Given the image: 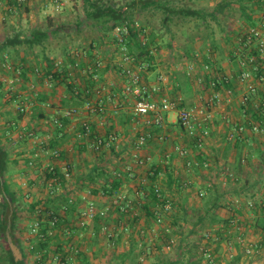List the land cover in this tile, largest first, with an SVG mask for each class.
<instances>
[{
  "label": "crops",
  "instance_id": "crops-1",
  "mask_svg": "<svg viewBox=\"0 0 264 264\" xmlns=\"http://www.w3.org/2000/svg\"><path fill=\"white\" fill-rule=\"evenodd\" d=\"M26 4L27 2L19 8H12L4 11L0 10V20L6 21L13 14L19 12L23 7H26ZM246 27L247 26L240 27V29L243 30ZM224 46H226L225 51L227 52L226 58L228 59V61L222 64L223 70L220 64V60L217 59L218 56L216 57V50H212L211 48L206 47V50L208 49L209 52H212L207 53L206 50L201 51L199 49H196V47L192 45L194 56L188 57L185 54V51H182L185 57H181V59L177 62L178 64H175L174 62L175 65L173 64L172 66V68L176 67V69H178L180 68L179 65H183L180 68L182 79L177 74L178 72L175 73L176 71H173L172 74H176V76H179V78L176 79L174 77L171 80L169 79V85L167 83V76L159 68L161 65H163V62L159 64L160 61L155 62L154 60L152 64V70H150L153 72H146V70L143 72V77L144 80L150 85H158L160 87V91L156 93V97H178L181 99L182 105L186 107L201 105L206 101V98L210 94L214 93L215 91H221V103L217 105L215 109H213L214 118L211 121L210 134L205 139L204 151L202 154L193 153V156L195 158H198L199 160L201 159V157L203 160H208L210 163L209 169L195 167L198 168L201 173L200 185L193 186L192 184V189L180 186L182 189L184 188L190 190L181 191L178 194L180 195V199L178 200H180V206L181 208H183L184 212L188 213L192 209L198 211V209H203L204 207L203 197L206 196V201L215 197V195L211 196L210 194L215 190L218 183L222 184V182H224L227 184H237L238 181H241L243 179L244 183L239 184L240 186L238 185V188L233 187L235 189V192L234 194H232V196L230 195L229 197H227V200L223 198L225 192L218 193L220 196V203H222L224 207L219 208L217 212L222 217L228 219L227 223H224L223 221H217L214 223L206 221L205 224H200V228H197L199 224L195 223L194 225L190 226L188 233H190V235H195V237L197 236L196 244H198L199 246H201V244H206V247L212 249L216 264H264V231H262L261 228L255 226L257 218L261 215V208H264V199L263 197H258L255 191H253L250 195L256 200L247 199V194L243 193V190H245V188L248 186L247 180H249V172L257 169L259 165H264V155H260L257 152V149L260 147V145L264 150V126L263 130L258 132L248 127L247 122L249 120L258 121L260 119V121L264 124V111L259 114L254 113L252 110H249V115H253L254 113V115L258 116V118H255L254 116L250 117L248 114H243L239 98L240 94L245 88V84L240 83L236 79V74L239 67L238 55L236 53L237 49L234 51L235 56H232L234 46L231 45L229 47L228 44ZM2 53L3 52H0V60L2 59ZM85 60L84 62H82V64L87 62ZM206 60H208L212 64L213 71H206L200 67V62ZM19 62L21 64H18V66H22V63H24L22 60H19ZM193 63L198 67L199 71L196 74L197 77H195V79L191 76L193 71L188 70L189 64ZM110 66L111 67L109 69L106 67V69L104 70L101 81L104 84L106 83V87H104V89L107 91H105L102 97H99L97 98V100H95V103H97L100 107L103 106L99 109L100 112L90 113L88 111H82L78 116H75L73 118L67 117L69 118V120L66 122L64 130H61L60 133H58V137H56V131L58 127H56L52 121L53 117L56 115L55 107L60 106L59 108L61 109H64V107H66L64 106V104H62L64 102L63 97L67 96L65 94L67 93V88L64 82L57 81V85L53 84L57 89L51 87L44 91H36L38 93L37 96H35L32 92L31 94L25 93L23 95H19L20 100L22 99V101H24L26 105L27 101H30L32 103L33 101H36L35 105L33 103L32 110H27L26 113H22L20 111L18 112L16 110V107H14L13 102L17 100L16 94L14 97L16 100H12V94H8L3 90V88H8V86H4V84L6 83L4 81H0V123L2 121L1 119H3V125L0 124V139L4 148L9 152L10 161L14 164L17 170L9 175V182L12 188L17 191V193L21 192L18 193V196H21L24 201H30L29 203L39 201L40 204L38 205H41L39 207H41L42 209L45 206L44 204L48 203L46 201L49 200L50 197H48V195L46 194L47 185L43 180V165L50 161L56 163L57 169H59L61 174L64 170L65 163L67 162L69 164L72 171V178L70 182L73 183V187L70 191L79 192L89 190L83 189L81 187V189L77 188L75 184L76 175L74 173L76 164L86 167L87 170L95 165L104 166L112 172V175H116V171H121L127 163H131L132 166L136 167V176L133 180L123 178L127 181H125L121 187V191H126L129 195H134L135 190L138 187L144 188L146 186H149V184L152 183L153 177L155 178L153 185H160L162 191H164L162 183L160 182L161 179L169 180V174H171L173 177V183L177 185L178 183L183 181L180 180V178L184 177V175L182 174H186V176H188V172L193 170L191 169L189 171L188 169H186L184 165V159L177 154L175 147L180 144L185 145L189 148H194V137L190 136L182 127H180V125L176 122V117L173 112L163 113L165 125L162 128H159L155 125H151L149 127L144 122L145 117L140 116L138 117L137 121H134L132 107L135 99L123 92L125 79L122 77V75H120L121 67L118 66V70H114L112 68L113 66ZM22 68V70H24L25 67ZM65 68L68 69L71 79L74 77L78 78L83 73H81V69L76 70L70 66H67ZM214 68L220 69L219 73L220 75H222V77H225L226 79L230 77L234 80V92L231 91L232 98H227L229 90L225 87H221L219 90H217L208 85V83L211 82V74L215 75ZM9 73L11 72L9 71ZM40 77L41 76H30V74L28 73L27 79H24L21 75L23 81L37 82V84L42 85L45 89V77ZM193 83L198 88L192 91ZM57 91L61 93L62 96H59L58 94V98H54V95H57ZM169 92H171V94ZM6 96H10L9 99ZM40 96L45 97L44 102H42ZM52 97L53 100L51 99ZM188 98L192 100L191 103L186 102L188 101ZM48 101L55 102L58 106H54V103L47 106L46 102ZM10 104L12 105V107H8L10 106ZM129 104H131V106ZM84 121L90 122L92 127L94 128V131H96V133L100 134L101 136L105 137L110 132L118 134L119 141L114 145V148L116 145H121L124 148L128 149L125 153L124 149L121 151V153L123 152V154L120 153L122 159L119 158L118 162L114 160H112L111 162H107L101 161V159H97L91 156L92 159L90 160V154L88 155V158L85 157L81 159V153L85 151H88L89 153H95L97 154V156L100 154L99 152L92 151L86 145H84L85 149L83 148L80 150V146L78 143L80 142V140L76 138V133L81 129L82 123ZM239 124L245 125V132L239 133L238 135L240 136L236 140L228 139V132ZM143 131H150L151 138L150 141L146 145H144L138 152L140 156L146 159V164L137 165L133 158L129 157V154H131L130 151L135 144L136 138ZM67 135L68 137L74 139V141L65 140ZM61 138L62 143L57 147L61 149L60 158H52L49 155H46L44 149L48 148L52 141L60 140ZM238 143L241 146V153H238V150L236 148V145H238ZM69 155H72L71 159L69 158ZM74 156H77V158L75 159ZM30 161H33L34 165H30ZM119 165L122 166L120 170L117 169ZM180 165L182 166L180 167ZM224 169H227L232 173V175L225 174L223 172ZM87 170H85V172H87ZM122 173L124 175L126 174L123 171ZM91 187L94 186L90 185V188ZM200 187L206 190L205 196L199 197L197 194L198 191H195V188ZM164 193L165 196L167 195L168 197H171V193L168 194L166 191H164ZM28 195H30L31 197H27ZM89 195L90 198L96 201L98 207H102L106 202H109V199L100 196L99 194L93 195L90 192ZM1 197H4L3 194L0 195V198ZM61 197L62 196L58 195L57 198L51 199L54 203H59V200L62 199ZM171 198L173 199V208L171 209V212L169 214H166V221L168 224L166 225L170 228L169 233H173V237L176 238L177 246L181 241L180 234L182 233V231L180 229V224L183 223L180 221L178 223L177 221L178 219L176 218L177 210L175 201L173 197ZM199 199H201L202 203ZM197 200L199 204L193 205V202ZM78 201L79 203H77ZM250 202H252L253 205H250ZM76 203L77 206L75 210L83 206V203L80 202V199H77ZM63 204L58 205H61L62 207ZM141 207L142 205L140 204V206L138 207V220H131V222H133L134 224V229L131 232H126L123 229H120V232L122 233L121 236L120 234L118 235L119 239L115 241V247L108 248L104 239L98 235L100 240L99 245L101 247L103 246V249H105L106 252L111 253L113 251L116 252L115 254L117 255L128 251L131 246L136 247L137 245V249H135L136 252L138 251V244L139 242H142V240L146 243L147 247L148 244H152L148 243L150 242V240L147 234H139L140 228L148 229L149 231H147L151 232L153 225L151 222V217L148 216L147 212L145 211V214L140 212L141 210H145ZM151 208L153 210L154 206L150 207V209ZM246 209H250L253 211V224H247L246 219L249 217L245 215L246 213H244ZM115 216L116 217L112 218L113 221H118L120 218H123L122 215L118 217V215L115 214ZM231 220H234L235 222L231 223ZM72 221L76 230L81 229L85 231L86 234V237L84 239L83 237H80L75 233L76 235H74L72 243H66L67 245L65 250H68V255H70L68 257L69 262L74 261V264H79V262H76V257L78 260L82 259L80 256H78L80 252H82L88 258L89 253L92 254V252L96 251L97 249V247L93 250H90L88 248L89 242H92V240H94L95 221L90 223L85 228L77 227L75 225L74 218ZM160 229H162L160 230L159 237L161 239V236L164 237L167 234L166 232L164 234L163 227H160ZM205 230L206 232L210 231L213 235L209 238H205ZM217 231L221 232V234L217 233ZM28 235L29 233H27L26 237L22 239L26 252L29 251L28 243H30V238H27ZM188 236L189 235H187V237ZM159 238L155 237L154 242H156V240L158 242ZM122 244H124V247L121 249L120 245ZM251 245H253L256 249L258 248L260 251L255 254H247L245 252L246 248L250 247ZM157 246L159 247V245ZM118 247L120 249L117 251L116 249ZM198 249L199 248H197V254L199 256L198 260L201 261L202 264H211L209 263L207 258L205 260ZM153 251L154 250H152V252ZM148 256L151 255L149 254ZM29 258L35 259V255L29 256ZM29 258L27 259V264H30L28 262ZM148 261H150V257L143 262L139 260V263L143 264ZM80 263L82 264V262ZM31 264H35L34 261L31 262ZM40 264H54V258L51 253L49 259L45 263Z\"/></svg>",
  "mask_w": 264,
  "mask_h": 264
},
{
  "label": "built area",
  "instance_id": "built-area-1",
  "mask_svg": "<svg viewBox=\"0 0 264 264\" xmlns=\"http://www.w3.org/2000/svg\"><path fill=\"white\" fill-rule=\"evenodd\" d=\"M55 3H59V0H53ZM27 0H0V10H9L12 8H19L23 6ZM264 16V15H263ZM259 26H247L244 28L241 35L238 37V42L241 44L240 48L246 49L248 51H253L255 49L258 51L257 55H246L242 54L240 50H236L238 55V63L241 68L239 72L236 74V79L245 84V88L243 92L240 94V105L242 107V112L244 115H249V110H252L254 113H262L264 111V17L258 24ZM147 31L148 29H142L139 21H135L134 25L130 23L128 20H124L122 23L115 26L112 30L111 41L107 44L109 50L111 52L110 61L113 65H117L121 67L120 75L125 79L123 85V92L126 95L132 96L135 100L132 107L133 112V120L137 121L138 117H145L144 122L149 127L151 125H155L159 128L164 127V112H173L176 117V122L190 135L194 137V148H189L185 145H177L175 150L177 154L184 159V165L186 169L191 170L195 167H201L202 169H209L210 163L208 160L200 161L198 158H195L193 153L202 154L204 151V144L206 137L210 134V126L211 121L214 118L213 109L217 105L221 103V91H215L210 94L204 103L201 105H195L192 107H186L182 105L180 98H171L169 96L156 97V93L160 91V87L158 85H150L144 80L143 72L147 70L148 64L146 62H137V57L130 53L128 45L126 43L127 39L130 37L131 32H136L140 43L142 46L147 44ZM113 49H115L113 54ZM94 54L97 60V67H102L106 63H104L102 59V55L100 54V50L98 48L95 49ZM87 54L85 48H76L71 49L69 58L74 59V62H71L67 58H58L55 61V67L59 69H63V67L70 66L74 69H82V62L86 59ZM143 61V60H142ZM109 62V61H107ZM200 67L206 71H213L212 64L209 61L200 62ZM195 65L189 64L188 70L194 71ZM10 69L15 76V79H21V67L18 64H14L13 61L8 59V56L5 55L0 60V71L1 70ZM84 69V68H83ZM64 70V69H63ZM9 71V70H8ZM34 72L41 76L42 72L40 68L35 67ZM62 72V70L60 71ZM84 72V71H83ZM213 76H216L221 80L222 75L218 71H216L215 75L210 76V86L212 88L216 87V82L213 80ZM45 81V86L48 88L53 87L52 76H43ZM97 78V74H95ZM161 78V77H160ZM230 78V77H229ZM227 78V80H229ZM231 79V78H230ZM1 80V77H0ZM33 86V84H32ZM105 85L100 84L94 88L95 95H99L104 89ZM37 96L38 93L36 92ZM227 98H232L231 91L228 92ZM24 102V101H23ZM30 101H27V105ZM31 104V103H30ZM46 104L49 106L51 103L48 101ZM95 103L92 99L88 100L84 105L80 107L71 106L64 107L61 109L59 107H55L56 115L53 117V124L61 130H64L65 124L61 121L60 117L65 116L69 118H73L78 116L84 109L88 112L98 111L100 106H95ZM94 107H93V106ZM63 108V107H62ZM101 108V107H100ZM28 110V107L25 109L24 104H20L19 111L25 112ZM250 117L252 115H249ZM248 127H250L254 131H262L264 124L257 120H249ZM246 127L244 124H239L234 127L232 130L228 132L227 138L230 140H236L240 135L239 133H244ZM76 138L78 140H83L86 142V146L95 152H103L104 150H111L112 146H114L119 141V135L110 132L107 136H101L97 134L96 131L93 130V127L90 122L84 121L82 123L81 129L76 133ZM151 138L150 131H143L135 140V144L130 151L129 157H132L137 165H145L146 159L139 155V150L146 145ZM44 152L46 155H49L52 158L59 159L61 156V149L59 148H45ZM37 155V154H36ZM30 165H34L33 161H30ZM44 173L43 180L47 185L46 194L50 198H55L58 195H64L67 199V204L62 205V211H71L73 212L75 217V225L79 228H85L90 223L94 222L97 217L100 218V229L99 236L104 239L108 248L115 247L116 239L119 235L120 229H123L126 232H131L134 228L131 227V220L134 217L139 215L138 207L145 200L147 190L143 187H138L135 190L134 195H129L126 191H121L114 198L110 199L109 202H106L104 206L98 207L96 201L90 198V191H70L73 187V183L70 182L72 178V171L70 169L69 164L66 162L64 165L63 181L60 178V175H57L56 169L57 165L55 162H47L43 165ZM123 172L126 174L124 175ZM223 172L225 174L232 175L227 169H224ZM116 176L121 178H127L133 180L136 176V167L132 166L131 163H127L121 171L115 172ZM191 180L183 181L184 188H192ZM210 186V183H209ZM154 189L157 192V196L162 199L165 198L164 203L157 202L154 206L153 211L155 213L156 222L153 224L151 232H148V229L140 228L139 232L141 235L147 234L149 237L151 245L142 240L138 244V259L143 262L148 258L149 252L151 249L158 251V244L161 243L163 238H159L160 229L159 227H163L164 234L168 235L169 227L166 225V214L171 212L173 208L172 202L173 199L171 197L163 196L161 193L162 189L160 185L154 184ZM197 194L199 197L205 195L204 188H197ZM28 195L27 197H29ZM31 197V196H30ZM77 199H80V202L83 203L79 209L75 210L73 205L76 203ZM163 200V199H162ZM253 205L252 202L249 203ZM77 206V205H76ZM42 210L41 207L38 208L37 213L39 214ZM124 213V214H123ZM115 214L120 217L118 221H113L112 218L116 217ZM44 217L37 218V216L32 220L30 224L29 235L27 238L35 237L36 235L43 237L44 233L40 232L42 222L44 221ZM56 219L51 220L50 224L54 225L56 223ZM234 220H231V223H234ZM66 233H70V228L65 227ZM148 230V231H147ZM67 234V235H68ZM213 234L206 230L204 231V237L209 238ZM155 237L159 238L158 242L155 241ZM166 241L165 246H163L162 250L169 252L176 246V238L173 236L164 237ZM72 242H69L71 244ZM199 246L200 254L211 264H216L214 254L211 248L206 247V244H201ZM29 248L32 247L31 243H28ZM66 248V247H65ZM137 249V248H136ZM68 252V250H65ZM260 250L255 248L253 245L246 248L247 254H255ZM60 254L53 255L56 264H74V261H70L68 257L70 255L67 254L66 260H62L58 262ZM73 258V257H72ZM72 260V259H71Z\"/></svg>",
  "mask_w": 264,
  "mask_h": 264
},
{
  "label": "trees",
  "instance_id": "trees-1",
  "mask_svg": "<svg viewBox=\"0 0 264 264\" xmlns=\"http://www.w3.org/2000/svg\"><path fill=\"white\" fill-rule=\"evenodd\" d=\"M172 0H82V8H83V14L84 17L80 18L76 21V27L80 28L82 24L87 23L91 26V28L95 30H101L102 34H100V40L106 39V37L110 38L112 36V30L117 26L118 24L122 23L124 20H128L132 25H134L135 21H139L140 19L136 18L137 14H143L145 10H149V8L153 9H160L164 13L163 17V24L166 26L167 31L170 33V40L164 44L170 47L172 45V42L175 37V31L170 27V22H174L178 20L182 21L181 23L185 22V19H188L190 17H197L200 19H205L206 16H210V18L217 23H221V19L219 17V14L225 13V8L230 7L233 5L234 2H239L240 9L243 11V19L247 23V26H256L262 18L264 17V0H253L255 1V5L257 9H253L249 4L244 2V0H217L215 7L210 11H203L201 9H197L191 6H179L176 7L172 4ZM21 7V6H20ZM225 18H227L225 16ZM177 19V20H175ZM141 28L145 29L147 27V44L142 46L140 43V40L138 38V35L136 32H131L130 37L127 39L126 43L128 45L130 53L134 54L138 59L137 62H146L148 64V68H152L153 60H154V52L159 51V49L162 47V45L159 42V33L154 27H151L149 22H141L139 21ZM53 23H50L48 27L46 28H40L36 27L34 28L29 34H27L24 37H21L20 33H16L14 36L9 37L7 36L3 41L0 42V52H3L1 55V58H3L4 54H7L8 56H11L12 54H19L21 50L28 51V49L34 50L37 46L42 47L43 52V60L44 65L36 66L40 68L41 72L44 76L51 75L52 83L55 85L57 81L64 82L67 93L66 97H63V103L66 107L71 106H82L84 105L88 100L93 99L95 97L94 88L100 85L102 81V75L106 67L109 69L112 65L114 70H118L117 65H113V63L108 60L104 66L97 67L96 63V56L94 54L95 49L97 48L99 40L92 38L89 45L85 48L87 57L86 63L82 64L81 66L84 69H81L84 71L82 75H80L78 78L74 77L71 79L69 76V71L65 67H63L62 72L59 71L55 67V61L58 59V57H50L46 53V41L54 34L58 33L59 27L50 28ZM209 27H212L209 23H207ZM222 30L225 33V42L229 43L232 42V38H238L242 31L239 26L231 29V31H225L222 27ZM199 36L198 32H189L188 33V40L187 44L183 48V51H185V54L188 57L194 56L192 51V44L191 42L194 41L195 37ZM210 40V45L208 48H211L212 50L217 47L218 44L214 42L215 33L214 31L210 32L208 36ZM163 39V37L161 36ZM99 41V42H98ZM109 41V42H110ZM235 43L232 44L234 46L232 56L234 55V51L240 50L242 54L246 55H257L258 51L253 49V51H248L246 49L240 48V43L238 40H234ZM98 43V44H97ZM71 48L68 46H65L63 53L61 54V58H67L74 62L75 60L72 58H69ZM115 49H113L114 54ZM237 56V55H236ZM24 63H27L26 59L22 57L21 59ZM143 60V61H142ZM38 61V60H37ZM42 61H38L39 63ZM208 61V60H206ZM84 62V61H83ZM22 63V64H24ZM24 66V65H23ZM86 66V67H84ZM22 68V66L20 65ZM31 69L34 71L35 67L32 66H26L24 70H21V75L24 79H27L28 72ZM120 70V68H119ZM241 70L240 66L238 67L239 72ZM121 71V70H120ZM217 69L214 68V72L216 73ZM95 74H97V78L95 77ZM41 78V77H40ZM76 78V79H75ZM229 78V77H228ZM75 79V80H74ZM213 80L216 82L215 89L219 90L221 87H225L229 91L234 92L233 89V79L227 80L226 78L218 79L216 76L213 77ZM210 86V83H208ZM1 87V83H0ZM40 99L42 102H44L45 97L40 96ZM255 118H258V116L253 115ZM63 124H66V122L69 120L67 117H60ZM181 127V126H180ZM62 129V128H61ZM61 129L57 128L56 131V137H58V133H60ZM94 130V128H93ZM64 134V133H63ZM62 143V138L60 140L52 141L48 148H57ZM79 146L80 150L85 149L84 145H86V142L84 139L80 140ZM112 150H114V146L111 147ZM236 148L238 150V153H241V146L236 145ZM257 152L262 155L263 149L260 145V147L257 149ZM63 153V152H62ZM240 155V154H239ZM240 157V156H239ZM200 158V157H199ZM202 157L200 161H202ZM9 152L4 148L2 145V141L0 139V195L3 194L2 200H0V206L2 207L0 209V264H27V259L29 256L35 255V261L37 264L45 263L51 255L53 256L54 253L60 254V258L58 262L64 261L67 258L68 252L65 251V247L68 244V242H72L74 235H75V226L73 225V212L70 210L63 212L61 205L58 204H67V199L62 196L59 200V203H54L51 198L47 200V204H44V208L40 211V213H37V210L39 208L38 205L40 204L39 201L31 202L29 203L28 211L33 213V216L30 217V219H34L36 216L37 218L44 217V221L42 222L40 232L44 233L43 237H40L36 235L35 237L30 238V243L32 245L31 248H29V251H25V246L23 245V238L26 237V234L29 232V228H26L25 225H20L19 216L20 211L22 210L19 202L21 201L20 197L18 196L17 191H15L9 180L6 179V174L9 173ZM57 175H60L61 180L63 181V174L59 171V169H56ZM78 180L80 181V185L83 189H88L93 195L99 194L100 196L106 197L107 199H112L121 192V187L124 184L126 179H123L121 177H118L116 175H112V172L108 170L104 166L95 165L87 170L85 174L79 175ZM155 181V178L153 177L152 183L149 184V186L144 187L147 190L146 198L141 203L143 209L147 212L148 216L151 217V222L154 224L156 222L155 213L150 209V207L155 206L157 202H160L161 204L164 203L165 198L162 197L159 198L157 196V192L155 191V187L153 185V182ZM169 183H173V177L171 174H169ZM90 185H93L94 187L90 188ZM179 186H182V183L178 184ZM163 196H165L164 191H161ZM206 193V192H205ZM205 196V195H204ZM206 197V196H205ZM203 197V198H205ZM57 198V197H55ZM152 205V206H151ZM61 207V209H60ZM224 205L220 203V196L219 194H215L214 198H211L204 203L203 209H198L195 212H197V221L199 224L203 225L205 224V220L207 218L210 219V223H214L217 221H223L224 223H227L226 218L220 217L217 210L219 208H223ZM73 208H76V205H73ZM213 208V209H212ZM3 209V210H2ZM6 212V213H5ZM185 215L187 212H184ZM261 215L257 218V221L255 223V226L259 227L264 231V208H261ZM124 214V213H123ZM35 216V217H34ZM139 216L134 217L133 220H138ZM185 217H182L184 219ZM56 219V223L54 225H51V220ZM178 221V220H177ZM131 227H133V222L130 223ZM9 226V227H8ZM153 226V225H152ZM65 227L70 228V233H66L65 230H63ZM161 227V226H160ZM159 227V229H160ZM99 229H100V218L97 217L95 219V227H94V240L89 245V249L93 250L96 248V245L99 240ZM138 229V228H137ZM140 230V229H139ZM162 230V229H160ZM10 233L12 237V241L18 245L20 248V251L22 253V257L19 259H15V256L11 250V247L9 245V242L7 240V233ZM120 232L119 234H121ZM217 233H220L217 231ZM68 234V235H67ZM139 234H141L139 232ZM3 235V237H2ZM5 235V236H4ZM219 235V234H218ZM173 236V233H169L168 235H165L164 237ZM160 237V236H159ZM164 237L161 236L162 241L159 245L158 252L161 254L164 253V250H162L163 246H165V240ZM119 239V236L117 237ZM116 239V240H117ZM29 243V244H30ZM67 243V244H66ZM199 245H197V248ZM137 248L134 246H131L128 251H125L123 253H120L118 255H115L111 259H108L105 263H99V264H140L138 259V254L135 252V249ZM83 259V264H92L88 260V258L80 252L78 254ZM150 256H148L149 258ZM199 259L198 255H191L188 260H172L169 257H157L153 261L145 262L144 264H196ZM56 264V263H55Z\"/></svg>",
  "mask_w": 264,
  "mask_h": 264
},
{
  "label": "rangeland",
  "instance_id": "rangeland-1",
  "mask_svg": "<svg viewBox=\"0 0 264 264\" xmlns=\"http://www.w3.org/2000/svg\"><path fill=\"white\" fill-rule=\"evenodd\" d=\"M121 1H123V0H121ZM216 1L217 0H172L171 2L176 7L188 5V6L197 8V9H201V10L206 12V10L210 11L215 7ZM244 2H246L251 7H253V9H255V10L257 9V7L255 5V1L244 0ZM26 5H27L26 7H23L19 12H16L15 14H13L6 21L0 20V42L3 41L7 36L12 37L16 33H20L21 37H24L27 34H29L36 27L46 28L49 26L50 23H53L50 28L52 29V28H55L58 26L59 30H58L57 34L52 35L45 43L46 44L45 45L46 46V53L50 57H58L59 56L58 58H61L60 56L63 53L65 46H68L71 49L87 47L89 45V43L91 42V39L95 38V39L101 41V42L98 41L99 44L97 43L98 44L97 48L100 50V54L102 55V59H103L104 63H107V61L110 60L111 52H109V50H106L108 48L107 44L110 41L109 37H106V39L104 38V40H100V38H101L100 34H102L101 30H95V29L91 28V26L88 25L87 23L82 24L80 28L76 27V21L78 19L84 17L83 8H82V0H59V3H55L53 0H30V1H27ZM225 16L227 18H225ZM243 16H244L243 11L240 9L239 2L237 1V2H234L232 6L225 8V13L219 14V17L221 19L220 24L217 22H214L210 18L209 15L206 16L205 19H200L197 17H190L188 19H185L184 20L185 22H183V23H181L182 21H179L180 23H178V20L175 19V20H177V23H176V21H175V23L170 22V27L175 31V37H174V40H173L172 45L170 47H168L167 45H164L170 40L171 36H170V33L167 31L166 26L163 24L164 13L160 9L149 8V10H145L143 14H137L136 18L140 19L139 20L140 22H141V20L143 22H146V21L149 22L151 27H154L157 30V32L159 33L158 39H159V42L162 45V47L159 49V51H156L154 53L155 54L154 55V61L155 62L160 61L159 64H161V62H163L164 66L161 65L159 68L167 76V78H168L167 83L169 84V79L171 80L174 77L177 79L180 76V78L182 79V76H181L182 74L180 72L181 71L180 68L183 65L182 64L179 65L180 68H178V69H176V67L172 68V66H173L174 62L176 64L181 59V57H185V55H183L182 51H183V48L185 47V45L187 44V41H189L188 40V33L189 32H198L199 36H196L194 41L191 42L190 44L195 46L196 49L203 51V50H206V47L211 46L210 45L211 42L208 39L209 38L208 36H209L210 32L214 31V33H215L214 42L216 44H218L217 47L215 48L216 54H217L216 57L218 56L217 59L220 60V64L222 67L223 66L222 64L226 63L228 61V59L226 58L227 52L225 51L226 46H224V45L228 44L230 47L233 43H235L234 40L238 39V38H232V42L226 43L225 42V33L222 30V27L224 28L225 31L226 30L231 31V29H233L237 26H239V27L247 26L246 25L247 23L243 19ZM207 23H209L212 27H209ZM257 26H259V25H257ZM148 28L149 27H147V29ZM161 36L163 37V39L161 38ZM206 51H207V53L211 52V51L209 52L208 49ZM5 55H7V54H4L3 57ZM21 57L25 58L27 61V63L23 64L24 66L22 65V67L32 66L34 68L36 66L44 65V61H42L43 60L42 59L43 58L42 47H40V46L39 47L37 46L34 50H32V49H28V51L21 50L18 55L14 53L11 56H8V59L13 61V63L17 65V64H21L19 62V60L22 59ZM37 60L38 61L40 60L42 62L39 63ZM21 69H23V68H21ZM8 70L11 73H9ZM8 70L2 69L0 71V77H1L0 81H2V82L4 81L6 83V84H4V86L5 85L8 86V88H3V90L8 94H10V93L12 94V98H11L12 100L15 99L14 97L16 94L17 100L15 99L16 100L15 102H13V101H11V102L14 103V107H16V110L18 112H19L20 104H24L25 109L28 107L29 111L32 110L33 103L35 105L36 101L35 102L33 101V103L30 102L31 104L28 103V105H26V103H24L22 101V99L20 100L19 95H23L25 93L31 94V92L34 93V95H35L36 91H44V90H47L48 87H46L44 89V87L42 85L37 84V82L23 81L22 78L20 80L19 79L17 80V79H15L14 73L10 69H8ZM150 70H152V68L147 69L146 72L152 73L153 71H150ZM219 70L220 69H217L218 72H220ZM222 70H223V67H222ZM6 71H8V72H6ZM173 71L174 72L176 71L175 73L178 72L177 74L179 76H176V74L175 75L172 74ZM82 72H83V70H82ZM198 72H199L198 67L196 66L194 71L192 72L191 76L195 79V77H197L196 74ZM28 73L30 74V76L32 75V76L39 77L32 69H31V71L29 70ZM41 77H43V73L41 74ZM101 83L104 84L103 82H101ZM32 84H33V86H32ZM104 85L106 87V83ZM53 87H54V85H53ZM108 88H109V85H108ZM197 88L198 87L193 83L192 91L196 90ZM55 89H57V88H55ZM105 91H107V90H103L99 95L96 94L95 97L93 98L94 100L92 99L93 102L95 103V100H97V98L102 97L103 94L105 93ZM169 93L171 94V92H169ZM56 94L57 95H54V98H58V94H59V96H62V94L59 93L58 91ZM66 95H68V94H66ZM6 97L9 99L10 96H6ZM51 99L53 100V97ZM186 102L191 103L192 100L188 98V101H186ZM50 103H51V105H52V103H54V106L57 105V103L52 102V101ZM95 104H94L95 106H99L97 103H95ZM129 105L131 106V104H129ZM8 107H12V105L10 104V106H8ZM102 107L103 106H101V108ZM114 108H115V106H114ZM99 109H100V107L98 108V111L90 112V113H99L100 112ZM84 111H87V110L84 109ZM24 113H26V110ZM24 115H26V114H24ZM1 120L3 121V119H1ZM2 121L0 123L1 125H3ZM4 121H5V119H4ZM65 140L74 141V139H72L71 137H68V135L66 136ZM123 149H124V153L128 150L127 148H124L121 145H118V146L116 145L114 150H111V151L105 150L104 152H101L99 154L100 156L99 155L97 156V154H95V153H92V152L89 153L88 151H85V152L81 153L80 157H81V159L85 158V157L88 158V155L90 154L89 155L90 160L92 159V157H95L97 159H101V161L111 162L112 160H114V161L118 162V159L121 158L120 153ZM121 154H123V152ZM262 155H264V150H263ZM69 158L71 159L72 155H69ZM74 158L76 159L77 156H74ZM181 166L182 165H180V167ZM8 167H9V173L6 174V179L9 180V175L11 173H14L17 170L11 161L9 162ZM121 168H122L121 165H119L117 167V169H119V170ZM85 170H87L86 167L79 165V164H76V166L74 168V173L76 175L75 184H76L77 188L81 187L80 181L78 180V177L81 174H85L86 173ZM249 173H250L249 178H248L249 180H247L248 186L245 188V190H243V193L247 194V199L256 200L255 198L251 197V195H250L253 191H255L257 193L258 197H263V199H264V165L263 166L259 165V167L257 169H254ZM182 175H184V177L180 178L181 181L182 180L185 181L187 179H190L191 181H193V183H192L193 186H199L201 183V180H200L201 173H200V170L198 168H195L192 171L188 172L187 175L189 177L186 176V174H182ZM196 177H199V178H196ZM76 179H77V181H76ZM183 181L180 183H183ZM160 182L162 183V187L164 188V191H166L168 194L171 193V197L174 198L175 206H176V210H177L176 211V218L178 219V223H179V221L183 223V224H180L181 225L180 229L182 231V233L180 234L181 241L179 240L180 244L177 245L176 247H173V249L171 251H169V252L164 251L166 253L161 254L160 252H158L156 250H154L152 252L153 249H151L149 252V254L151 255L150 261L155 260L157 257H169L170 259H173V260L178 258V259H183V261H185V259L188 260L192 254L198 255L197 254L198 253L197 252V245L198 244H196L197 236L195 237V235H190V233H188V231H189L191 225H194L195 223H197V224H199V223L197 221V212H195L196 211L195 209L194 210L192 209L190 212H188L185 215L183 208H181V206H180V200H178V199H180V195H178V194L181 191H189L190 189H184V188L182 189L178 185L179 183L177 185L174 183L170 184L168 179H161ZM242 183H244L243 179L241 181H238L237 184L236 183L235 184H227L224 182H222V184L218 183L217 187L215 188L214 191H212V193L210 195L213 196L217 193L225 192V194L223 195V198L225 200H227V197H229L230 195L232 196V194H234V192H235V189L233 187L238 188L240 186L239 184H242ZM182 187H183V184H182ZM196 189L197 188H195V191H196ZM18 193H21V192H18ZM20 199H21V201L19 202V205L22 209L20 211V216H19L20 225H22V226L25 225L26 228L30 229V224L32 223V219H30V217L32 216V214H29L31 212H29L27 210L28 209L27 206L29 205L30 201H24L23 198H21V196H20ZM0 200H2V197L0 198ZM199 200L201 202V199H199ZM205 201H206V197L203 199V203H205ZM193 203H194L193 205L199 204L198 200L194 201ZM1 208L2 207L0 206V209ZM140 212L145 214V210H141ZM244 213H246L245 215L249 217L246 219L247 224H253V218H254L252 216L253 211L250 209H246V211H244ZM219 216L222 217L221 215H219ZM75 217H76V215L73 216L74 219H75ZM182 217H185V218L182 219ZM169 220H170V218H169ZM206 221L210 222V219L207 218L205 220V223H206ZM166 223H167V221H166ZM197 228H200V224L198 225ZM75 231H76L75 233L78 236L83 237L85 239V237H86L85 231H83L81 229L75 230ZM187 235H189V236L187 237ZM120 236H121V234H120ZM2 237H3V235H2ZM92 242H93V240H92ZM92 242H89V244H91ZM99 244H100V240H98V243L96 245V247H97L96 251H93L92 254L89 253L88 260L92 264L105 263L108 259H111L112 257H114L116 255L115 254L116 252H113V251L111 253L106 252L105 249H103V246L101 247ZM123 247H124V244L120 245L121 249ZM120 248L118 247L116 250L118 251ZM32 260L34 261L35 264H37L36 261L34 260V258H29L28 262L31 264V262H33ZM76 262H79V264H81L80 262H82V264H83V259L78 260L76 257ZM55 263H56V261L54 260V264ZM196 264H202V262L197 261Z\"/></svg>",
  "mask_w": 264,
  "mask_h": 264
},
{
  "label": "water",
  "instance_id": "water-1",
  "mask_svg": "<svg viewBox=\"0 0 264 264\" xmlns=\"http://www.w3.org/2000/svg\"><path fill=\"white\" fill-rule=\"evenodd\" d=\"M6 235H7V240L9 242L10 247H11V250H12L14 256H15V259L21 258L22 257V253L20 251V248L18 247V245L16 243H14L12 241V237H11L9 232Z\"/></svg>",
  "mask_w": 264,
  "mask_h": 264
}]
</instances>
